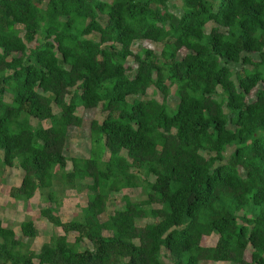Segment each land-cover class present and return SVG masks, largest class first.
Here are the masks:
<instances>
[{"label": "trees", "instance_id": "trees-1", "mask_svg": "<svg viewBox=\"0 0 264 264\" xmlns=\"http://www.w3.org/2000/svg\"><path fill=\"white\" fill-rule=\"evenodd\" d=\"M168 1L0 0V177L18 161L10 197L45 192L40 214L63 232L34 252L32 221L21 237L0 222V264H264V0H181L180 15ZM80 109L104 118L67 171ZM54 183H84L81 221H61Z\"/></svg>", "mask_w": 264, "mask_h": 264}, {"label": "rangeland", "instance_id": "rangeland-1", "mask_svg": "<svg viewBox=\"0 0 264 264\" xmlns=\"http://www.w3.org/2000/svg\"><path fill=\"white\" fill-rule=\"evenodd\" d=\"M181 0H169L168 6L173 14H181ZM211 24L206 26V33L209 32ZM142 48L151 49L157 57L160 55L161 46L154 43H135L132 47L134 52H138ZM183 54V53H181ZM131 60V59H130ZM128 59V62L130 61ZM238 66H234L233 69H237ZM220 94V89L217 91ZM146 99H154L161 103L163 100L162 95L155 89L151 88L147 91L145 97ZM8 101V97H6ZM167 103L170 107H174L177 103L176 97L172 94L167 99ZM53 113H58V109L52 105ZM77 115L82 118V126L80 128H71L68 131L65 156L67 158V171L71 170L72 158L85 159L89 155L90 141H89V124L92 120H97L101 122L104 115L100 114L98 111L93 110H83L80 109ZM32 126L40 125L42 127H48V122H37L31 120ZM233 129L232 126L228 127ZM232 149L228 148L225 152V159H228L231 154ZM142 177L148 178L150 182H153V177H146L145 173H140ZM23 172L18 167V161L15 162V166L12 168H4L1 171L0 177V222L3 227L10 228L13 230L17 237H21L20 225L23 222L32 221L36 230V237L34 240L29 242L30 249L34 252H38L40 247L49 241L52 236L63 235L61 229L54 228L50 223L42 218L40 212L46 208H54L45 196V192H37L35 196L29 201H17L10 197L9 193L12 188H16L20 185ZM53 190L59 201V208L57 210V215L63 223L66 222H79L82 220V208L86 205L87 195L89 192L86 190L84 183H78L76 188L70 190V188L61 185L60 183H54ZM147 191L144 189H129L124 190L122 194L113 196L109 198L107 209L104 215L101 216L100 220L105 221L108 216L112 215L116 208L121 205L120 200L122 196L129 197L133 202L137 203L146 199ZM153 222L150 219L137 221L138 226H143L145 224ZM75 235L68 234L67 238L70 242H73ZM217 235L212 234L210 237L203 238L201 241V246L203 247H213L217 242ZM26 242V241H25ZM91 249V245L85 242L83 245L78 246V250ZM163 253V252H162ZM161 261L164 264H168L167 260L161 256ZM213 264H223V263H213Z\"/></svg>", "mask_w": 264, "mask_h": 264}]
</instances>
